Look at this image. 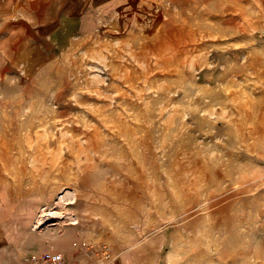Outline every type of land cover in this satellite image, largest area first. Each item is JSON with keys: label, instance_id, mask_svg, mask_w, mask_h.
<instances>
[{"label": "rangeland", "instance_id": "1", "mask_svg": "<svg viewBox=\"0 0 264 264\" xmlns=\"http://www.w3.org/2000/svg\"><path fill=\"white\" fill-rule=\"evenodd\" d=\"M83 7L45 67L0 78V222L69 258L264 264V0Z\"/></svg>", "mask_w": 264, "mask_h": 264}, {"label": "crops", "instance_id": "2", "mask_svg": "<svg viewBox=\"0 0 264 264\" xmlns=\"http://www.w3.org/2000/svg\"><path fill=\"white\" fill-rule=\"evenodd\" d=\"M90 1L0 0V78L45 67L63 49L64 38L80 31ZM22 233L13 222H0V264H25L35 240L20 242ZM113 259L108 264H122Z\"/></svg>", "mask_w": 264, "mask_h": 264}, {"label": "built area", "instance_id": "3", "mask_svg": "<svg viewBox=\"0 0 264 264\" xmlns=\"http://www.w3.org/2000/svg\"><path fill=\"white\" fill-rule=\"evenodd\" d=\"M72 248L91 253L94 260H83L78 257L69 258L63 253L54 250L30 252L25 257V264H108L113 259V254L105 243L96 244L87 240L76 239Z\"/></svg>", "mask_w": 264, "mask_h": 264}, {"label": "bare ground", "instance_id": "4", "mask_svg": "<svg viewBox=\"0 0 264 264\" xmlns=\"http://www.w3.org/2000/svg\"><path fill=\"white\" fill-rule=\"evenodd\" d=\"M74 195V194H73ZM73 195H72V193L71 192H66L65 193V195H63L61 198H63V199H66L67 201H66V203L67 202H73V200H74V197H73ZM72 199V200H71ZM68 204H70V203H68ZM40 216H46V218H48L49 216L51 217H56L57 215H56V211H52V210H48L47 212H44V213H42ZM41 218V217H40ZM71 224H75L76 223V221H71L70 222Z\"/></svg>", "mask_w": 264, "mask_h": 264}]
</instances>
